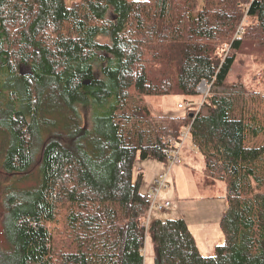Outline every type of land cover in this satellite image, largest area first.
<instances>
[{"label":"trees","instance_id":"obj_1","mask_svg":"<svg viewBox=\"0 0 264 264\" xmlns=\"http://www.w3.org/2000/svg\"><path fill=\"white\" fill-rule=\"evenodd\" d=\"M248 41L264 47V0H0V174L12 181L0 264H144L147 235L155 264H264V97L228 81ZM174 94L190 106L181 114L124 107ZM116 119L140 123L135 143ZM185 127L205 177L226 187L225 241L211 255L183 218L146 225L134 172L138 155L166 159Z\"/></svg>","mask_w":264,"mask_h":264},{"label":"rangeland","instance_id":"obj_2","mask_svg":"<svg viewBox=\"0 0 264 264\" xmlns=\"http://www.w3.org/2000/svg\"><path fill=\"white\" fill-rule=\"evenodd\" d=\"M100 41L108 42L109 39L106 36H101ZM96 68L98 77H102L100 69ZM21 71L27 74L30 72V68L29 66H22ZM228 81L241 83L250 95L259 94L264 97V47H260L251 41L246 42L236 56V60L229 72ZM209 88L210 86L206 82L199 85L198 90L202 95L195 99L198 105L202 103L201 101L205 98ZM181 102H183V97L180 94L146 96L143 101L128 100L124 107L127 112H131L138 105L142 106L145 103L149 111L154 115H176L183 113L190 107L187 103L180 107L179 103ZM86 111L85 113L89 119L92 110L89 108ZM204 112L206 111L204 110ZM235 115L240 116V108H236ZM1 118L2 116L0 115V120ZM116 120L128 142L135 143L138 138L140 123L122 119ZM145 126L149 128L148 137L154 139L153 127L151 128L150 125ZM5 130L6 128L0 126V163L3 156L1 151L5 148L8 139V134H5ZM183 153L186 156H183L185 161L173 165L167 159L160 160L149 157L144 160L138 155L134 163L135 176L139 172L143 173L141 189L149 196L150 189L158 186L156 179L164 173L168 174L167 185L160 190L158 202L170 201L171 206L161 211L157 208L151 209L149 219H185L200 251L204 255H211L214 253L216 245L225 241L221 219L228 206V201L225 197L226 187L221 181H208L204 173L203 157L197 150L191 148L189 141L184 144ZM2 170L0 164V171ZM9 179L8 175L0 174V182L4 186L6 182H12L8 181ZM35 183V175L24 176L17 181L18 186L24 188H29ZM0 243H5L4 226L1 218ZM154 256L155 245L150 235H147L144 248V264H155Z\"/></svg>","mask_w":264,"mask_h":264},{"label":"built area","instance_id":"obj_3","mask_svg":"<svg viewBox=\"0 0 264 264\" xmlns=\"http://www.w3.org/2000/svg\"><path fill=\"white\" fill-rule=\"evenodd\" d=\"M182 107V104H179ZM190 127H185L183 132L181 133L179 141L176 140L174 137L169 136L167 138V147H165L164 152L166 154V159L170 162L171 165L176 163H182L185 161L183 157V148L184 144L189 141L190 145L192 146L193 150L198 151V147L192 141H190ZM199 152V151H198ZM167 173L162 174L159 178L156 179V183L158 184L157 187H153L149 191V198H150V210L153 208H157L160 211L165 210L169 206H171L170 201L165 202H158V194L163 187L167 185ZM150 213V212H149ZM149 218L146 220V225L149 224Z\"/></svg>","mask_w":264,"mask_h":264},{"label":"flooded vegetation","instance_id":"obj_4","mask_svg":"<svg viewBox=\"0 0 264 264\" xmlns=\"http://www.w3.org/2000/svg\"><path fill=\"white\" fill-rule=\"evenodd\" d=\"M2 193H3V187H2V183L0 182V210H1V197H2Z\"/></svg>","mask_w":264,"mask_h":264},{"label":"crops","instance_id":"obj_5","mask_svg":"<svg viewBox=\"0 0 264 264\" xmlns=\"http://www.w3.org/2000/svg\"><path fill=\"white\" fill-rule=\"evenodd\" d=\"M73 0H68L69 3H71ZM188 154V153H187ZM193 155V154H192ZM185 156V155H184ZM186 157V156H185Z\"/></svg>","mask_w":264,"mask_h":264}]
</instances>
